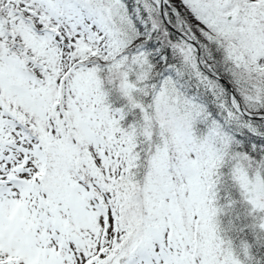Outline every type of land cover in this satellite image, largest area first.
Segmentation results:
<instances>
[{
  "label": "snow or ice",
  "instance_id": "obj_1",
  "mask_svg": "<svg viewBox=\"0 0 264 264\" xmlns=\"http://www.w3.org/2000/svg\"><path fill=\"white\" fill-rule=\"evenodd\" d=\"M0 264H264V0H0Z\"/></svg>",
  "mask_w": 264,
  "mask_h": 264
},
{
  "label": "trees",
  "instance_id": "obj_2",
  "mask_svg": "<svg viewBox=\"0 0 264 264\" xmlns=\"http://www.w3.org/2000/svg\"><path fill=\"white\" fill-rule=\"evenodd\" d=\"M235 211L241 214V219L244 218V215H245V209H244L243 206H238L237 209H236Z\"/></svg>",
  "mask_w": 264,
  "mask_h": 264
}]
</instances>
